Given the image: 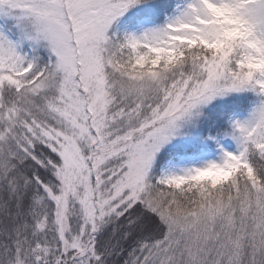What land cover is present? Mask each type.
I'll return each mask as SVG.
<instances>
[{"label": "snow or ice", "instance_id": "snow-or-ice-1", "mask_svg": "<svg viewBox=\"0 0 264 264\" xmlns=\"http://www.w3.org/2000/svg\"><path fill=\"white\" fill-rule=\"evenodd\" d=\"M0 264H264V0H0Z\"/></svg>", "mask_w": 264, "mask_h": 264}]
</instances>
